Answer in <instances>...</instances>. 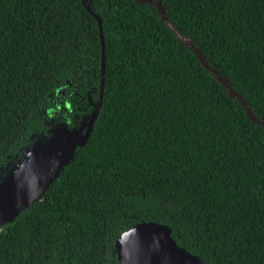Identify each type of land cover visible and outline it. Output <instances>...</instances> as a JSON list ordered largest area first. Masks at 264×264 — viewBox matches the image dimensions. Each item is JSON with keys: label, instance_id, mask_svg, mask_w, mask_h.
<instances>
[{"label": "trees", "instance_id": "1", "mask_svg": "<svg viewBox=\"0 0 264 264\" xmlns=\"http://www.w3.org/2000/svg\"><path fill=\"white\" fill-rule=\"evenodd\" d=\"M102 104L46 190L0 226V264H119L115 240L167 226L205 264H264V0H155L228 80L136 0H85ZM101 38L81 0H0V185L36 148L84 135Z\"/></svg>", "mask_w": 264, "mask_h": 264}, {"label": "water", "instance_id": "2", "mask_svg": "<svg viewBox=\"0 0 264 264\" xmlns=\"http://www.w3.org/2000/svg\"><path fill=\"white\" fill-rule=\"evenodd\" d=\"M136 1L140 3H150L156 6L162 22L181 39L185 46L191 48L195 52L200 63L217 76L223 87L229 88L228 80L218 76L217 72L209 67L200 51L192 45L191 41L182 36L166 19L164 9L159 2L155 0ZM81 4L97 19L100 31L102 58L101 83L98 100L94 104V110L88 120L84 135L75 132H68L63 134L61 139L37 147L32 154L31 159H41L38 167L36 166L34 169L24 171L23 173L25 174L20 173V176L16 175L17 177L14 176L0 185V205L5 201L13 202V200H11V195L15 192L23 191L22 196L14 204L11 202L3 204V208L0 210V226L4 223L10 222L22 209L37 199L56 177L64 162L70 158L74 147L82 146L87 142L93 128V123L101 107L104 84V44L101 20L98 15L90 10L85 0H81ZM229 93L231 96L240 100L252 122L261 124L264 127V123L259 121L252 114L247 107L246 102L240 95L232 91L230 88ZM60 141L64 142V147H59L60 149L58 150H52L53 147H58ZM41 148L42 150L46 148L48 149L46 156L42 157V150H39ZM31 159L27 161V164ZM114 245L119 264H205L199 256L192 255L185 249L177 246L176 242L171 238V230L167 226L153 222L140 223L132 226L115 240Z\"/></svg>", "mask_w": 264, "mask_h": 264}, {"label": "rangeland", "instance_id": "3", "mask_svg": "<svg viewBox=\"0 0 264 264\" xmlns=\"http://www.w3.org/2000/svg\"><path fill=\"white\" fill-rule=\"evenodd\" d=\"M59 147H64V142L62 141H60L59 142V145H58V147H53V149L52 150H58V149H60ZM40 151L42 150V148L41 149H39ZM42 152V157L43 156H46V153L48 152V149L46 148V149H44V150H42L41 151ZM34 158V157H33ZM40 158H39V160L37 159V158H34V160H32L31 159V161H29L28 162V164L26 163V165L24 166V167H22V169L20 170V171H18V172H16V173H14L13 174V176L12 177H14V176H20V173H23L24 171H27V170H29V169H34L36 166L38 167V164H40ZM19 174V175H18ZM23 174H25V173H23ZM16 176V177H17ZM11 177V178H12ZM21 191V190H20ZM22 193H23V191L22 192H15V193H13L12 195H11V200H13V202L12 201H5V202H3L1 205H0V210L3 208V204H5V203H15L21 196H22ZM1 220V219H0Z\"/></svg>", "mask_w": 264, "mask_h": 264}]
</instances>
